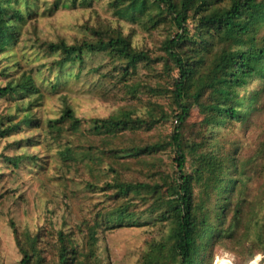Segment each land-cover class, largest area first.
Segmentation results:
<instances>
[{"label":"trees","instance_id":"obj_1","mask_svg":"<svg viewBox=\"0 0 264 264\" xmlns=\"http://www.w3.org/2000/svg\"><path fill=\"white\" fill-rule=\"evenodd\" d=\"M19 1L0 0V52L15 42L27 17L35 13L31 5L36 0H26L24 6ZM77 4L78 0H54L46 9ZM108 4L118 16L137 20L144 28L160 23L171 27L155 50L135 44L131 34L107 19L84 23L87 32L80 38L41 41L54 54L51 65L59 71L51 89L58 90L64 67L70 68L67 74L79 75L90 55L103 54L107 62L92 66V71L122 90L128 101L149 95L142 113L127 106L88 120L65 103L58 115L45 120L68 166L84 164L92 171L116 172L102 184L87 182L94 190L107 191L110 202L94 206L92 215L83 216L74 227L57 229L52 264H112L99 253L100 238L126 225L163 229L158 238L148 241L141 254L143 264H212L219 244L246 262L258 252L264 254V188L261 202H252L241 189L243 178H250L247 167L235 149L227 150L212 139L226 123L249 122L260 107L259 92L247 99L242 89L254 76L264 80V0H110ZM42 94L41 84L29 71L0 85V98L16 100L23 111L18 118L0 113V137L22 125L40 123L32 106L40 103ZM194 105L211 136H201L198 129L195 135H186L185 123ZM171 118L176 122L169 133L154 139L139 134L147 135V130ZM69 132L84 138H62ZM160 151L173 154L171 172L140 179L119 170L127 165V158L145 161ZM26 156L32 155L16 154L11 160L19 166ZM11 225L21 253L19 264H50L40 245V232L22 233L14 220ZM259 264H264V257Z\"/></svg>","mask_w":264,"mask_h":264},{"label":"rangeland","instance_id":"obj_2","mask_svg":"<svg viewBox=\"0 0 264 264\" xmlns=\"http://www.w3.org/2000/svg\"><path fill=\"white\" fill-rule=\"evenodd\" d=\"M91 1V4L84 5L78 0L75 7L60 5L49 12L46 8L52 6L54 0H36L35 5H31L35 13L27 17L18 38L7 50L0 52V85L12 76L17 77L29 71L43 90L40 103L32 106L40 123L37 126L22 125L11 135L0 137V264H19L21 258L11 220L22 233L26 230L40 232V245L46 260L52 264L57 229L60 226L65 229L74 227L80 218L92 215L94 206L110 202L107 191L94 190L86 184L94 180L102 184L116 172L109 168H105L102 173L99 169L92 171L84 164L68 166L59 153L60 142L48 133L45 120L58 115L65 103L70 104L78 116L88 120L109 115L127 106L135 107L140 113L148 107V94L143 99L128 101L122 90L114 87L101 73L91 70L92 66L107 62L108 58L103 57V54L90 55L79 75L67 74L70 68L64 67L58 76V90L51 89L59 71H55L51 65L54 54L41 45L44 38L55 40L58 36H64L74 40L86 34L84 23L90 25L107 19L125 34H131L135 44L147 45L155 50L159 40L170 30V24L160 23L147 29L137 20L122 18L109 6L110 0ZM19 3L24 6L26 0H20ZM242 92L247 99L252 93L259 92L258 111L250 117L249 122L222 125L212 139H218L227 150H236V156L242 160L250 175V178H243L241 189L252 202L259 204L264 188V80L252 77ZM159 98L164 103L169 101L165 97ZM0 113L5 116L14 113L18 118L23 111L18 109L16 100L1 97ZM201 118L202 114L194 105L185 123L187 136L195 135L197 129L202 131L201 136L212 135L208 127L202 126ZM173 122L171 118L147 130V135L145 131L139 134L146 139L157 138L169 133ZM72 135L69 132L62 138L76 141L84 138L81 134ZM22 153L32 156L24 157L20 165L16 166L11 158ZM127 160V165L119 170L128 178L137 176L143 179L147 174L159 175L161 171L171 172L175 168L173 154L168 151H160L156 157L150 155L145 161ZM261 214H264V208ZM63 220H66L64 225ZM244 228L240 232H244ZM162 232L163 229H155L151 225L117 227L102 234L99 253L104 261L110 259L112 264H143L141 254L147 248L148 241L158 238ZM253 235L251 233L250 236ZM261 254L256 253L252 260L246 262L243 256L219 244L214 247L212 264L217 258L229 259L233 264H253L254 261L259 264Z\"/></svg>","mask_w":264,"mask_h":264},{"label":"bare ground","instance_id":"obj_3","mask_svg":"<svg viewBox=\"0 0 264 264\" xmlns=\"http://www.w3.org/2000/svg\"><path fill=\"white\" fill-rule=\"evenodd\" d=\"M259 257V256H258ZM215 264H233L231 260L226 258H217Z\"/></svg>","mask_w":264,"mask_h":264},{"label":"built area","instance_id":"obj_4","mask_svg":"<svg viewBox=\"0 0 264 264\" xmlns=\"http://www.w3.org/2000/svg\"><path fill=\"white\" fill-rule=\"evenodd\" d=\"M263 257H264V254H261V256L259 258L262 259ZM253 264H258V262L254 261Z\"/></svg>","mask_w":264,"mask_h":264}]
</instances>
